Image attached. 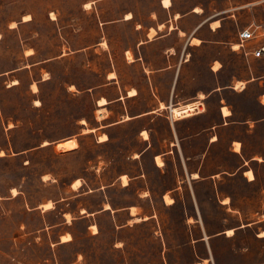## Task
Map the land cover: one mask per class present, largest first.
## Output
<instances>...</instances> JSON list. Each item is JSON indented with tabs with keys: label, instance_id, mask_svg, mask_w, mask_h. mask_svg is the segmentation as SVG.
<instances>
[{
	"label": "rangeland",
	"instance_id": "rangeland-1",
	"mask_svg": "<svg viewBox=\"0 0 264 264\" xmlns=\"http://www.w3.org/2000/svg\"><path fill=\"white\" fill-rule=\"evenodd\" d=\"M91 1V8L85 7ZM129 12L132 20L119 24ZM170 12L179 13L182 18L174 23L189 30L209 17H226L219 34L226 46L199 48L194 58L204 64L221 51L227 68L237 71L243 67V54L232 50L231 42L238 27L264 18V0H172L169 9L162 0H0V264H196L210 257L209 248V264H264V237L258 236L264 230V124L248 133L243 126L239 129L246 133L245 155L263 158L245 168L254 171V181L239 171L220 180L223 188L208 182L180 188L172 206L160 198L165 188H153L165 240L153 234L156 222L135 223L121 233L108 213L97 218L100 233L92 235L95 229H87V220L78 218V205L96 207L100 193L80 202L70 198L79 192L67 188L74 179L94 184L101 172L110 182L128 164L126 156L136 146L135 127L112 128L110 141L99 143L94 133L83 132L87 126L82 119L93 124L98 116L96 100L111 67V53L134 43L135 25L146 29L166 21ZM232 12L238 24L229 17ZM261 69L264 63L255 61L254 71ZM127 73L135 76L138 70L127 68ZM14 79L19 82L11 86ZM257 90L254 83L245 95H233L244 115L264 113L255 99ZM231 137V129H223L219 146L221 163L230 169L238 161L227 150ZM69 138L78 147L60 148ZM45 141L49 144L43 145ZM152 174L160 183L172 180L153 168ZM109 197L121 205L133 199V189L110 188ZM225 197L230 198L226 205ZM49 200L54 208L47 210L41 205ZM65 209H74L73 223H67ZM229 228H235L231 236L224 232ZM65 229L74 240L58 243Z\"/></svg>",
	"mask_w": 264,
	"mask_h": 264
},
{
	"label": "crops",
	"instance_id": "crops-1",
	"mask_svg": "<svg viewBox=\"0 0 264 264\" xmlns=\"http://www.w3.org/2000/svg\"><path fill=\"white\" fill-rule=\"evenodd\" d=\"M91 2L93 3V1ZM162 5L164 6L163 2ZM171 6L172 4L164 6V8L169 9ZM26 17L27 20L30 19V15ZM214 17L216 19L212 20ZM229 17L234 18L237 23L235 13H230ZM132 18L123 16L118 19V23L128 24ZM180 18L182 16L179 13L170 12V17L166 21L155 25L149 24L146 29L137 23L138 25H135L133 29L134 37L137 38L134 43L123 47L121 52L117 54L113 52L114 54L110 55L111 67L105 72L101 85L102 93L96 100L95 109L96 112L100 107L104 108L106 114L102 118L95 115L93 124L85 120L86 122L83 124L87 127L83 128V132L87 128L86 132L94 133L99 143H107L111 139L110 129L119 126L121 128L133 126L136 128L134 134L136 146L126 156L128 164L110 182H105L101 172H97L99 177V180H96L97 183L90 184L86 179L76 178L67 186V188L79 191L70 197L78 198L79 202L82 197L87 195L95 193L101 195L94 208L82 202L78 205V210L81 213L78 218L87 220V229L93 228L94 225L97 226V218L108 213L111 223L119 230L121 229V233L126 227L135 225V223L156 222L153 234L158 239L159 236H162L163 240L159 212L154 203L153 188H165L160 198L166 206H172L177 202L176 196L179 194L180 188H197L207 182L212 185V188H223V183L220 180L226 174L233 176L239 171L246 175L248 182L256 179L254 171L251 168L247 170L245 168L250 162L262 157L254 155V153L245 155L244 136L254 127L264 124V113L258 117L244 115L238 99L233 95H245L250 86L256 83L258 90L255 99L264 108L262 99L264 97V69L258 72L254 71L255 61L260 60L264 63V60L240 52L243 54L241 56L243 67L237 71H231L221 58L222 52L218 51L211 60L203 64L199 59L194 58V52L207 46L215 49L226 46L225 41L219 37L223 20L226 17H209L202 20L192 30L179 22L178 24L174 23V20L178 21ZM163 28H167L166 32H163ZM205 30L208 32L207 36L200 34ZM194 38L199 39V42L193 41ZM104 42L106 41H100L99 44L104 45ZM236 43L237 39L235 42H231V47ZM97 48L101 47L97 46L95 49ZM80 50L82 49H76L75 52ZM232 50L234 49L232 48ZM128 51L133 54V60L127 58ZM131 67L137 68V75H128L127 68ZM112 72L115 73V76L111 77L110 73ZM18 82V79H14L10 85ZM238 82H242L243 86L238 87ZM132 89L136 90L135 94H130ZM107 90L110 92L107 93ZM102 97L106 98L107 102L99 104V99ZM196 100L204 104L205 110L190 116L173 118L167 108L170 105ZM161 103H164L165 106L162 107ZM225 109L229 112L225 113ZM242 126L246 133L239 130ZM227 128L232 131L227 150L238 156L237 164L233 168L231 167L232 169L221 163L219 149L221 132ZM144 131L148 133L147 137L144 135ZM99 134H105L106 139L101 140ZM238 143L240 148L236 149ZM157 157L161 158L163 164H158ZM152 168L161 175H170L171 182H158L153 178ZM249 170L253 172L254 178L249 177L247 173ZM123 176L128 178L127 182H123ZM77 179L81 180V184L78 187H73ZM114 187L132 188L133 199L117 205L109 197V189ZM166 194L173 198L172 202H166ZM225 198L229 199L227 203H225ZM225 198L221 200L226 205L230 202V198ZM106 204H109L110 208H106ZM41 206L39 208L43 210V206ZM133 207L136 209L135 212L132 211ZM67 213L72 215L71 220H73L74 209L71 211L65 209L62 214L66 217ZM194 218L193 222H199L196 217ZM190 221L191 217L188 213L187 222L190 223ZM67 223L73 222L68 221ZM227 230L224 232L226 233ZM66 233L71 234L72 238L68 241H61L62 235ZM99 233L100 229L93 231L92 235ZM73 240V234L65 229L59 235L58 243H68ZM200 240L206 239L202 237ZM209 254V258L204 257L203 261H198L196 264H209V259L210 261L213 259L210 248Z\"/></svg>",
	"mask_w": 264,
	"mask_h": 264
},
{
	"label": "bare ground",
	"instance_id": "bare-ground-1",
	"mask_svg": "<svg viewBox=\"0 0 264 264\" xmlns=\"http://www.w3.org/2000/svg\"><path fill=\"white\" fill-rule=\"evenodd\" d=\"M162 2H163V4H164V6H170V5L172 4V0H162ZM91 6H92V2H87V3H85V7H87V8H91ZM195 10H197V11H201V9H197V8H195ZM176 16H178V14H176ZM51 17H52L53 19H55V18H56V14H55L54 12H52V13H51ZM132 17H133V14H132L131 12L127 13L126 18H132ZM152 32H154L153 29H152ZM193 41H195V42H199V39L194 38ZM104 45L106 46L107 43L104 42ZM127 55H128V58H129L130 60H133V56H132V53H131L130 51H128ZM110 76H111V77H112V76H115V73H114V72L110 73ZM15 82H16V81H15ZM237 86H238V87H242V86H243V83H242V82H238V83H237ZM34 87L37 89V86H36V85H34ZM73 87H74V86H71V88H73ZM135 93H136V90H135V89H132V90L130 91V94H135ZM105 102H107L106 98L102 97V98L99 99V104H104ZM192 102H194V101H192ZM192 102L185 103V104H188V105H184V103H182L181 105H178V106H177V105H170V106H167V108H168V109L170 108V110L172 111V113H173V114L175 115V117H177V118L180 117V116H182V117H184V116H189V115H187V114L185 115V112H186L185 109L187 108V106H188V107H192V106H193V103H192ZM36 103L39 104L40 101L37 99ZM161 105H162V107L165 106L164 103H161ZM171 106H173V107L171 108ZM224 112L227 113V112H229V111L225 109ZM97 114H98L99 117L102 118V116H105V109L100 107V108L98 109V111H97ZM85 122H86L85 119H83V120H82V123H85ZM84 131L86 132V131H88V129L86 128V129H84ZM144 135L147 137V136H148V133H147L146 131H144ZM106 137H107V136H106L105 134H103V135L100 136V139H101V140H104V139H106ZM102 138H103V139H102ZM42 144H43V145H47V144H49V142H48V141H45V142L42 143ZM76 146H78V143H77L75 140H66V141H64V142H62V143L59 144V147L62 148L63 150L72 149V148H74V147H76ZM239 148H240V144L238 143V144L236 145V149H239ZM259 160H262V158H259ZM157 162H158V164H163V161L161 160L160 157H157ZM247 173H248V175H249L250 178H254V174H253V172H252L251 170H249ZM127 179H128V178H127L126 176H123V180H124L123 182H127ZM80 184H81V180L77 179V180L74 182L73 187H78ZM12 193H13L14 195H17V194H18V190H17L16 188H13V189H12ZM165 200H166L167 203H170V202L173 201V198L170 197L168 194H166V195H165ZM225 201L228 202L229 199H228V198H227V199L225 198ZM42 206H43V208L48 209V208L53 207V203H52L51 200H49V201L43 203ZM106 208H110V205H109V204H106ZM135 210H136L135 207H133V208H132V211L135 212ZM66 217H67L68 221H71L72 216H71L69 213L66 214ZM93 228L95 229V231L98 230V228H97L96 225H94ZM226 233H227L228 236L233 235V234L235 233V228L228 229V230L226 231ZM258 236H259V237H264V230H261V231L258 233ZM71 238H72L71 234L66 233V234L62 235V237H61V241H68V240H70Z\"/></svg>",
	"mask_w": 264,
	"mask_h": 264
},
{
	"label": "built area",
	"instance_id": "built-area-1",
	"mask_svg": "<svg viewBox=\"0 0 264 264\" xmlns=\"http://www.w3.org/2000/svg\"><path fill=\"white\" fill-rule=\"evenodd\" d=\"M232 48L236 51L242 52L245 55H252L255 58L264 60V18L262 20H252L242 27L238 28L237 43L232 45ZM192 107L185 109V115H193L205 110V106L202 102L196 100ZM181 105V104H176ZM184 105H188L185 104ZM169 112L173 118L175 115L169 108ZM182 116L178 117L181 118Z\"/></svg>",
	"mask_w": 264,
	"mask_h": 264
},
{
	"label": "snow or ice",
	"instance_id": "snow-or-ice-1",
	"mask_svg": "<svg viewBox=\"0 0 264 264\" xmlns=\"http://www.w3.org/2000/svg\"><path fill=\"white\" fill-rule=\"evenodd\" d=\"M102 139H103V138H102ZM225 203H227V201H226Z\"/></svg>",
	"mask_w": 264,
	"mask_h": 264
}]
</instances>
